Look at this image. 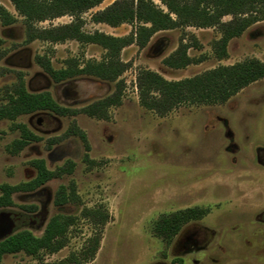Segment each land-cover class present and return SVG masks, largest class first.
Returning <instances> with one entry per match:
<instances>
[{"label":"rangeland","instance_id":"1","mask_svg":"<svg viewBox=\"0 0 264 264\" xmlns=\"http://www.w3.org/2000/svg\"><path fill=\"white\" fill-rule=\"evenodd\" d=\"M115 1L104 0L81 14L82 31L128 36L129 24L112 28L91 21L94 13ZM152 1L166 12L158 0ZM0 5L15 18L10 26L0 23V106L8 103L19 80L27 93H48L58 106L75 112L114 92L115 82L93 76L54 82L36 63L37 56L58 70L70 59L79 66L100 61L105 52L73 40L27 42L22 18L8 0H0ZM71 21L65 15L35 28ZM219 37L215 28L177 27L154 33L143 48L135 44L123 48L119 57L127 69L118 78L123 82L121 102L108 109L105 119L36 111L0 120V185L33 179V160H43L51 171L69 161L74 164L70 175L12 195L13 206L0 209V239L9 230H28L39 237L57 213L77 218L67 232L66 246L58 252L5 255L0 264H52L78 254L99 232L80 214L98 208L107 220L94 258L84 264H264V79L223 104H181L163 116L139 102L141 71L174 82L247 59L264 64V21L231 39L223 59L213 52ZM181 44L193 62L181 69L168 68L163 61ZM73 125L85 134L88 151L68 133ZM23 128L37 140L13 153ZM85 155L91 163L84 162ZM71 181L79 203L55 207L57 188ZM23 206L35 211L28 213ZM192 208L205 215L183 225L168 245L153 236L152 225L162 215Z\"/></svg>","mask_w":264,"mask_h":264},{"label":"trees","instance_id":"2","mask_svg":"<svg viewBox=\"0 0 264 264\" xmlns=\"http://www.w3.org/2000/svg\"><path fill=\"white\" fill-rule=\"evenodd\" d=\"M16 14L22 18L25 27L26 41L41 40L56 44L73 40L81 44H93L105 53L100 61L86 62L79 66L73 59L67 60L64 68L55 70L45 57L37 56L36 63L56 83L76 76L87 75L115 82L114 92L102 100L93 102L78 112L58 106L48 93L29 94L21 80L14 86L13 95L6 105L0 106V120H14L18 116L36 111H49L59 116L82 113L91 118H107L108 109L121 102L123 82L118 78L127 69L121 62L120 52L123 48L135 44L145 47L150 37L164 30L177 27L215 28L220 37L213 43V52L219 59L226 57L228 42L239 37L248 27L264 21V0H158L166 12L152 0H117L105 9L94 13L91 21L115 28L121 24H129L132 31L125 37H112L100 32L85 33L82 31L81 14L98 6L104 0H8ZM68 15L72 17L69 24L37 29L35 24L50 21ZM229 16L228 21H223ZM15 22V18L0 5V23L7 27ZM187 46L180 45L164 61L171 69H181L193 62L187 56ZM264 79V64L257 59H247L230 66H219L203 72L195 77L180 81H166L151 71H141L137 76L139 102L145 109L163 116L181 104H223L248 85ZM69 134L77 136L86 151L89 150L86 136L75 125ZM24 128L21 139L14 142L12 152L17 153L29 142L36 141ZM84 162L91 163L88 156ZM35 170V177L28 182L9 186L0 185V209L13 206L12 195L18 192H31L50 180L70 175L74 164L66 162L53 171L47 169L43 160L30 162ZM79 198L73 181L67 186H59L55 192V207L76 206ZM28 213L35 208L22 207ZM205 211L192 208L162 215L151 228L153 236L168 245L178 234L183 225L199 220ZM80 217L91 223L96 230L88 239L85 247L78 254L52 264H84L94 258L100 241V229L107 220V214L101 209H83ZM74 215L54 214L47 221L41 236H35L28 230H12L0 239V261L5 255L23 253L37 257L41 252L56 253L67 244V232L75 225Z\"/></svg>","mask_w":264,"mask_h":264},{"label":"water","instance_id":"3","mask_svg":"<svg viewBox=\"0 0 264 264\" xmlns=\"http://www.w3.org/2000/svg\"><path fill=\"white\" fill-rule=\"evenodd\" d=\"M10 233H11V230H9V231L7 232V235L10 234Z\"/></svg>","mask_w":264,"mask_h":264}]
</instances>
